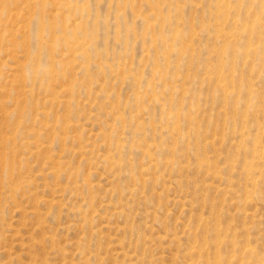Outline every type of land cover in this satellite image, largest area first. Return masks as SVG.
Wrapping results in <instances>:
<instances>
[{
  "label": "rangeland",
  "instance_id": "rangeland-1",
  "mask_svg": "<svg viewBox=\"0 0 264 264\" xmlns=\"http://www.w3.org/2000/svg\"><path fill=\"white\" fill-rule=\"evenodd\" d=\"M0 264H264V0H0Z\"/></svg>",
  "mask_w": 264,
  "mask_h": 264
},
{
  "label": "bare ground",
  "instance_id": "bare-ground-1",
  "mask_svg": "<svg viewBox=\"0 0 264 264\" xmlns=\"http://www.w3.org/2000/svg\"><path fill=\"white\" fill-rule=\"evenodd\" d=\"M52 76V75H51Z\"/></svg>",
  "mask_w": 264,
  "mask_h": 264
}]
</instances>
